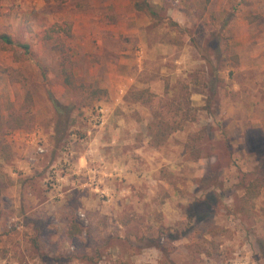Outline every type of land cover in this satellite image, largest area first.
I'll return each instance as SVG.
<instances>
[{"label": "rangeland", "instance_id": "rangeland-1", "mask_svg": "<svg viewBox=\"0 0 264 264\" xmlns=\"http://www.w3.org/2000/svg\"><path fill=\"white\" fill-rule=\"evenodd\" d=\"M141 1L0 0L31 47L0 40V264H264V187L241 210L264 179V0H150L175 25ZM49 90L74 105L60 144ZM155 109L181 126L161 145Z\"/></svg>", "mask_w": 264, "mask_h": 264}, {"label": "trees", "instance_id": "trees-1", "mask_svg": "<svg viewBox=\"0 0 264 264\" xmlns=\"http://www.w3.org/2000/svg\"><path fill=\"white\" fill-rule=\"evenodd\" d=\"M137 8L139 10H144L155 20L162 21V22L165 21L169 23L170 25H175V22L172 20V18L158 11L156 6L152 2H150V0H143L141 2H138ZM62 32L67 36H71L72 35V25L69 23H65V25L54 23L47 29L46 38L47 39L51 38L53 33H62ZM0 40L5 44L10 45L12 48L24 49L25 53L30 54L31 47L29 44L15 42L11 38V36L7 34H0ZM212 43L213 44H211L210 48L212 49L214 54L217 55L219 53V48H220V41H219L218 35L213 34ZM55 47L59 49L61 53L63 54L67 52V47L64 44L56 45ZM67 82L70 83V80L67 79ZM135 96L137 100L148 103L150 102L151 98H153L154 95L151 92H149V90H145V91L141 90L137 92ZM49 97L54 106L55 116H56L54 139H55V143L60 144L69 135L70 127L74 125L75 123L74 118L72 117V111H73L74 105L73 103L65 104L64 102H62L54 94L52 90H49ZM153 113H154V119L148 124L147 129H148L149 135L152 138L153 143L156 145H161L168 140L173 130L178 129L181 126L176 125L173 121H171L170 118L167 117V115L164 112H161L158 109H155ZM177 114L179 115V112ZM182 116H184L183 118H189V119L192 118L190 115V110L188 109L183 111ZM195 120H196V116H195ZM258 144L259 146H257L256 148L257 149L262 148L261 150L264 151V138L263 137L259 140ZM2 147L4 148V145ZM259 159H260V162L264 160V152H262L259 155ZM215 175L214 176L212 175L210 177L212 181H214V178L216 179ZM261 176H256L252 180H250L248 183L245 184L244 186L245 194L241 198L242 205H243L241 207V210L249 209L250 205L254 204V199L260 195V192L262 188L264 187V179ZM210 182L211 181H207V179L205 178V180H203L202 182V186L204 185L206 187L210 186ZM84 229H85L84 226L78 221V218L74 215L70 219L67 220V226H66L65 233L69 239H74L78 237L79 235H81ZM119 264H129V263L127 261L121 260Z\"/></svg>", "mask_w": 264, "mask_h": 264}, {"label": "built area", "instance_id": "built-area-1", "mask_svg": "<svg viewBox=\"0 0 264 264\" xmlns=\"http://www.w3.org/2000/svg\"><path fill=\"white\" fill-rule=\"evenodd\" d=\"M39 151H40V152H44V148L40 146V147H39Z\"/></svg>", "mask_w": 264, "mask_h": 264}]
</instances>
